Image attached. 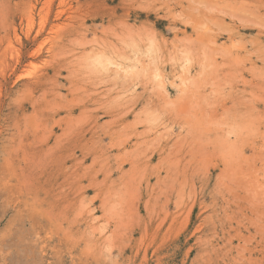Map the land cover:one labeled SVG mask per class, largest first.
I'll list each match as a JSON object with an SVG mask.
<instances>
[{
  "label": "rangeland",
  "instance_id": "obj_1",
  "mask_svg": "<svg viewBox=\"0 0 264 264\" xmlns=\"http://www.w3.org/2000/svg\"><path fill=\"white\" fill-rule=\"evenodd\" d=\"M0 264H264V0H0Z\"/></svg>",
  "mask_w": 264,
  "mask_h": 264
}]
</instances>
